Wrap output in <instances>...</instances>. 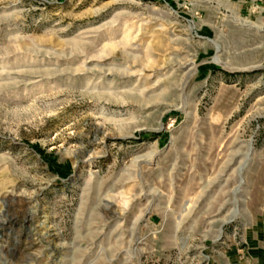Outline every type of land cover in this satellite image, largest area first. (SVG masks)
I'll return each instance as SVG.
<instances>
[{
    "label": "rangeland",
    "instance_id": "1",
    "mask_svg": "<svg viewBox=\"0 0 264 264\" xmlns=\"http://www.w3.org/2000/svg\"><path fill=\"white\" fill-rule=\"evenodd\" d=\"M257 235L264 0H0V264H238Z\"/></svg>",
    "mask_w": 264,
    "mask_h": 264
},
{
    "label": "crops",
    "instance_id": "2",
    "mask_svg": "<svg viewBox=\"0 0 264 264\" xmlns=\"http://www.w3.org/2000/svg\"><path fill=\"white\" fill-rule=\"evenodd\" d=\"M250 245L257 248L253 251V255L250 256L246 262H237L238 264H264V238L261 235H257L254 240L250 242Z\"/></svg>",
    "mask_w": 264,
    "mask_h": 264
},
{
    "label": "bare ground",
    "instance_id": "3",
    "mask_svg": "<svg viewBox=\"0 0 264 264\" xmlns=\"http://www.w3.org/2000/svg\"><path fill=\"white\" fill-rule=\"evenodd\" d=\"M46 221H47V219H45L43 223H46ZM42 229L44 230V234H45L47 232V230H46L47 227H42Z\"/></svg>",
    "mask_w": 264,
    "mask_h": 264
}]
</instances>
